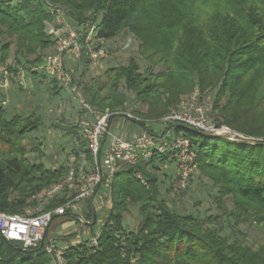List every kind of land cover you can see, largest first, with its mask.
Wrapping results in <instances>:
<instances>
[{
  "label": "trees",
  "instance_id": "16d2710c",
  "mask_svg": "<svg viewBox=\"0 0 264 264\" xmlns=\"http://www.w3.org/2000/svg\"><path fill=\"white\" fill-rule=\"evenodd\" d=\"M51 1L72 24H95L98 41L116 39L124 31L139 41L137 51L146 69L141 71L138 61L130 58L107 69L99 81L78 83L91 106L100 112L125 111L131 106L144 121L138 124L154 134L146 122L159 121L194 89L202 96L211 91L215 121L258 140L217 138L212 144L199 143L196 136H203L199 131L168 124L159 132L174 128L175 135L186 133L197 152L198 172L216 188V208L232 224L219 225V216L200 221L171 210L160 199L155 172L167 159L156 155L150 170L137 165L112 175L107 183V213L92 235L96 243L67 247L64 264H264V242L250 245L234 228L248 223L264 232V0ZM46 22L53 23L54 18L40 0L15 4L0 0V65L13 78L16 69L39 64L51 49ZM50 83L57 93L54 81ZM40 124L33 113L9 114L0 106V212L21 214L25 207L37 206L32 197L67 172L64 164L48 167L40 145L24 143ZM29 153L35 154L34 160ZM83 154L90 159L88 149ZM133 170L144 183L133 176ZM73 196L56 198L42 211H51ZM129 206L137 207L141 216L131 231L123 227ZM92 216L89 208L85 221L91 228L99 221L95 215L92 223ZM46 246L45 237L39 247L27 252L0 237V264H52Z\"/></svg>",
  "mask_w": 264,
  "mask_h": 264
},
{
  "label": "built area",
  "instance_id": "2783aa9c",
  "mask_svg": "<svg viewBox=\"0 0 264 264\" xmlns=\"http://www.w3.org/2000/svg\"><path fill=\"white\" fill-rule=\"evenodd\" d=\"M54 18L53 23H45V33L52 41L51 49L36 65H25L19 68L17 81L20 83L29 75H41L54 81L59 90L67 91L76 101L80 110L87 113L89 119L82 123V136L86 140L90 159L85 155L79 160L76 155L68 157L67 172L57 183L43 189L32 197L39 203L48 204L59 197H71L64 204L51 211H42L36 207H25L21 214L0 212V237L7 242L18 244L22 250H33L45 240V231L54 217L64 216L74 203L81 200L92 202L100 185L110 181L112 175L121 169L149 164L154 156L167 157L173 163L171 185L174 191H184L198 171L197 152L191 141L178 135L165 139L169 133L151 135L143 131L128 140L112 136L103 149L110 122L113 118L123 116L135 123L144 122L135 117L129 110L100 112L90 105L78 83L65 65V57L70 59L84 58L89 63L97 64L107 57V50L98 44L95 24L74 25L67 19L64 10L51 0H40ZM3 73L4 68H3ZM5 72L4 86L8 77ZM161 124H185L205 134L231 133L238 135L227 125L217 123L210 116L209 109L203 101L202 94L194 89L182 97L170 111L158 121ZM80 156V155H79ZM78 156V157H79ZM133 176L144 183V178L136 170ZM85 221V220H84ZM96 238L90 239L95 244ZM46 253L52 264H64L63 250L55 248L47 241Z\"/></svg>",
  "mask_w": 264,
  "mask_h": 264
},
{
  "label": "rangeland",
  "instance_id": "374dc122",
  "mask_svg": "<svg viewBox=\"0 0 264 264\" xmlns=\"http://www.w3.org/2000/svg\"><path fill=\"white\" fill-rule=\"evenodd\" d=\"M11 2L15 4L17 0H11ZM98 44L107 50V57L97 64L86 62V60L83 59H70L65 57L66 68L77 83H90L91 81L95 80L99 81L103 79L104 72L107 69L126 64L130 58H135L138 61L141 71L147 67V64L144 63V61H142L138 55L137 50L139 41L127 31L122 32L116 39L109 41H99ZM11 62L12 59L9 58L4 66L8 69V65H10ZM16 70L19 71V68ZM5 72L2 74H5ZM2 74L0 73V106L6 108L9 114H15L19 112L23 114L33 113L39 119H41L39 128L35 132L28 135L24 143L33 142L40 145L41 151L45 155L43 161L50 168L58 167L61 164L66 165L68 163V157L70 155H75L74 152L80 153V156L77 157L80 160L81 156L84 155L83 151L87 149L86 140L82 136V123L88 120L89 116L86 112L80 110L72 96L65 90H58L57 93H54L52 91L50 78L46 76L42 77L41 75L34 77L28 76V79L25 78L20 83L17 81L18 78L15 79L13 77L11 78L7 76V89L4 86V82L2 81L4 77ZM213 95L214 93L211 91L206 92L203 96V101L209 109L210 116H212L215 120V112L212 110ZM2 102L5 103L2 104ZM134 107L137 109V111H139L141 108L138 104ZM127 110L132 112V107L128 106ZM133 114L135 117H138L137 114ZM115 119L117 122L127 120L123 116L116 117ZM135 124L137 127L138 124ZM154 124L160 125V130L165 129L167 126L165 124L159 123L158 121L146 122V125L147 127L149 126V128ZM189 128L194 129L191 127ZM122 130H124V127ZM160 130L155 131L152 129L154 134L151 135H164L159 132ZM168 133L169 134L165 136V139H169L176 134L174 128L170 129ZM179 134L184 136L186 133L181 131ZM202 134L203 136L200 134L198 137L196 136V140L199 143H214L215 139L205 137V133ZM185 137L188 138L187 136ZM190 138L194 137L190 136ZM230 140L235 141L232 139ZM28 157L30 160H34L35 154L29 153ZM150 166V164H146L148 170H150ZM158 167L159 170L155 172L158 176L160 199L166 201L171 210L182 215L191 214L197 217L200 221L206 220L209 216H219V225L223 224L224 222H226V226L227 224H232L229 221L227 223L225 218L216 208V204L213 200V197L216 194V188L209 179L201 176L197 171L191 179L186 190L174 191L171 185V177L174 168L173 163L166 160L163 163H159ZM106 181L108 180H105V182L100 185L99 190L97 191L91 203L81 200L77 203H74V205L68 211V214L64 216H58L53 219L55 222L57 221V225L54 227L56 230L60 231L64 228L66 223H59L63 220H65V222L67 221L68 223L71 222L76 229V231H72V234L60 236L58 239H55L54 237L52 238V229H49L46 239L52 238L55 240V242L51 241V244L54 247L56 246L57 248L63 250L69 246V241L72 239H77V236L79 237V240L74 243V245L78 244V242H86V244H90L91 237L89 236V232L85 233L86 230H84L85 226L83 224L86 223L84 218H86V213L89 208H96L97 219L100 220V223H98V221L97 225L93 226L92 229L94 232H98L97 226H100L102 220L105 218L108 208V186ZM225 202L227 207L230 208V201L226 199ZM37 204L38 205L35 207L37 209H42L44 203H39L37 201ZM140 221L141 216L137 207L129 206L123 220L124 229L128 231L135 230ZM80 224H82V227ZM208 225L213 226L210 223ZM234 228L245 235L246 240L250 245H258L264 242L263 230L253 224H239ZM224 231L228 233L230 228L226 227Z\"/></svg>",
  "mask_w": 264,
  "mask_h": 264
},
{
  "label": "crops",
  "instance_id": "0c3cea01",
  "mask_svg": "<svg viewBox=\"0 0 264 264\" xmlns=\"http://www.w3.org/2000/svg\"><path fill=\"white\" fill-rule=\"evenodd\" d=\"M3 68L0 66V73L2 74L3 73ZM4 74H2V76H3ZM27 79L29 78V77H26ZM3 79H5V77H3ZM3 79H2V81H3ZM6 88L8 89V82H7V86H6ZM5 102H2V104H4ZM141 110V109H140ZM116 119L115 118H113L112 120H111V122H110V125H109V129H108V134L106 135V138H105V141H103V149H105L106 148V145H107V143H108V141L111 139V137L112 136H117V137H120V138H122V139H126V140H128V139H130V138H133V137H135V136H137L138 134H140V133H142L143 131L145 132L146 131V129L145 128H143L141 125H139L138 123V125H137V127L135 126L136 124H135V122H133V121H128V120H123V121H120V122H117V121H115ZM114 122H116V123H114ZM131 124H133V125H131ZM150 125V124H149ZM124 127V130H122L123 129V127ZM122 127V128H121ZM146 128H148L149 130H152V129H154L155 131H158V130H160V128H161V126L160 125H157V124H154V125H152V127H150L149 128V126L147 127V125H146ZM172 173V172H171ZM108 189V188H107ZM94 209V208H93ZM92 209V210H93ZM94 211H95V215L97 216V210L96 209H94ZM93 211V212H94ZM87 212H88V210H87ZM58 217V216H57ZM84 220H85V218H84ZM59 223H66V225L64 226V228L63 229H61L60 231L59 230H56L54 227L57 225V221L55 222L54 220L51 222V224L47 227V229H46V231H45V237L47 238V235H48V232H49V229H52V238L54 237L55 239H58L60 236H66V235H69V234H72V231H76V229H75V227H74V225H72V223L70 222V223H68L67 221L65 222V220H63V221H61V222H59ZM98 223H100V220H99V222ZM82 224H80V226H81ZM84 226H85V228H84V230H86L85 231V233H87V232H89V236L92 238V235H93V233H94V231H93V229L91 228V227H89L88 225H87V223H84L83 224ZM99 225V224H98ZM101 225V224H100ZM82 227V226H81ZM99 227L100 226H97V229H99ZM98 231V230H97ZM71 232V233H70ZM84 233V232H83ZM52 238H48L47 239V241H54L55 242V240H53ZM77 239H72V240H70L69 241V246H74V243H76L79 239V237L77 236L76 237ZM52 239V240H51ZM76 240V241H75ZM75 241V242H74ZM78 243H80V242H78ZM69 246H67V247H69ZM56 247V246H55ZM66 247V248H67ZM57 248V247H56ZM66 248H64V249H66ZM59 249V248H58ZM63 249V250H64Z\"/></svg>",
  "mask_w": 264,
  "mask_h": 264
},
{
  "label": "water",
  "instance_id": "95a60500",
  "mask_svg": "<svg viewBox=\"0 0 264 264\" xmlns=\"http://www.w3.org/2000/svg\"><path fill=\"white\" fill-rule=\"evenodd\" d=\"M205 137L208 138H212V139H225V140H235V141H244V142H250V143H255L258 140L257 139H251V138H246L242 135H232L231 133L227 132V133H223V134H204ZM94 211V209H93ZM95 221V211L93 212V216H92V223ZM27 252H32V250H26Z\"/></svg>",
  "mask_w": 264,
  "mask_h": 264
}]
</instances>
